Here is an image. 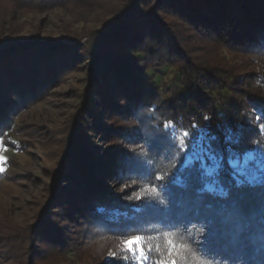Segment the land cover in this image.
I'll return each mask as SVG.
<instances>
[{"label": "trees", "instance_id": "obj_1", "mask_svg": "<svg viewBox=\"0 0 264 264\" xmlns=\"http://www.w3.org/2000/svg\"><path fill=\"white\" fill-rule=\"evenodd\" d=\"M99 1L101 0H0V23H4L6 18L14 20L26 12H43L59 6L95 7ZM112 1L118 2L117 7L122 5L116 12V20L89 33L87 43L81 46L80 54L86 57L91 66L90 79L95 82L93 86L96 93L101 89L97 74L101 81L109 77L113 81L116 79L118 83H122L125 78L131 79L139 61L131 60L128 56L130 52L144 54L141 65L156 63V55L168 46L169 37H176L167 15L176 17L186 26H202L231 49L264 54V0ZM177 47L180 49L181 45L177 44ZM46 49H50V52L60 49L73 51L72 47L63 41L44 40L40 37L13 41L10 35L6 48L0 51V62L12 54L28 57L27 54L31 53L30 55L36 58L32 62V70L43 67L46 61V70L54 73L59 69L58 63L48 62L47 57L43 62L37 59L42 55H52ZM34 51H39L42 55H34ZM22 56L19 58H23ZM186 60L183 64L180 63L179 67L183 91L187 97L185 101L180 102L176 98L161 103L156 93H148L143 97L139 91L137 102L133 104V114L143 108L148 113L150 130L158 137L159 142L165 141L176 156L172 157L173 159L167 157L165 167L157 171L158 165H164L161 159L166 153L163 151L165 145L161 142L157 147L154 146V152L157 154L148 155L152 157H149L148 161L154 159V166L143 164L139 167L133 157L131 164L120 171H126L134 177L141 173L145 177L154 178V182L147 180L153 187L143 195V200L139 203L129 202L127 196L118 197L110 193L106 185H103L101 190L97 188L100 179L98 175L95 176L94 169L99 163L90 149L89 136L81 130L77 133V127L74 126L63 163L74 156L71 165L76 162L78 175L74 174L73 178V175L69 177L70 173L66 174L65 183L72 184L71 187L79 192L60 186L54 190L51 201L58 197L57 202L63 203L65 196L62 191L70 192L72 196L75 194L76 199L68 198L67 202L60 206L63 214L61 221L71 220L72 211H79L82 219L86 218L89 223L92 221L95 225L103 226L106 230L102 231L106 234H139L145 238L154 236L160 243L163 241L164 232L176 233L179 240L180 234L187 233L193 225H202L204 236L200 249L206 258L219 260L221 264H264V168L260 166L261 153L264 150V116L261 128L259 125L247 128V112L241 104L243 102L240 103L249 100L251 104L264 110V82L259 76L240 79L236 74L221 73L212 66L187 58ZM67 66L65 63L64 67ZM27 67H23L24 71ZM7 75L14 83L23 87L24 82L16 77V72ZM3 83L1 79L0 87ZM26 84L29 85V90L34 89V85ZM223 93H234V103L224 106ZM25 98L26 92L22 89L17 100L21 104ZM10 104V109H14L15 103L5 97L0 98V127L6 123L5 108ZM219 104L225 114L220 112ZM118 112L120 113V110ZM121 113L124 114L123 111ZM206 116L209 119L206 120ZM169 124L170 126H167ZM200 129L204 130L203 140H200L198 134L189 137L188 150L183 151L178 144L180 132L187 130L190 133H198ZM85 141L87 144H84ZM144 141L149 142L151 139L147 136ZM194 144L195 152L201 154V162L186 167V158L193 154ZM249 152H254L256 156V159L249 163L255 181L251 185L247 181L238 185L237 180L242 178L238 177V169L233 167V162L243 164L244 157ZM181 155L184 163L178 168L177 160ZM121 158L125 159L124 155ZM204 162H207V168H215L213 174L208 175L202 170ZM160 174H165L164 178L157 180L156 177ZM79 175L81 177L77 178ZM83 178L95 182L87 186L82 184ZM101 179L106 177L101 176ZM91 192L95 194L93 200L90 198ZM161 197L167 201V207L160 205ZM79 205L82 208H79ZM51 218H46L43 227L38 229L40 231L37 237L50 236L53 245L60 246L58 243H63V246L67 247L68 226L64 227L60 224L61 221L55 224V220ZM42 223L40 220L38 225L33 227L34 231ZM190 242L194 244V241ZM188 259H192L190 253ZM117 264L130 262L120 260Z\"/></svg>", "mask_w": 264, "mask_h": 264}, {"label": "rangeland", "instance_id": "obj_2", "mask_svg": "<svg viewBox=\"0 0 264 264\" xmlns=\"http://www.w3.org/2000/svg\"><path fill=\"white\" fill-rule=\"evenodd\" d=\"M117 6L118 2L112 0H101L95 7L59 6L43 12H26L14 20L6 18L4 23H0V51L6 48L10 35L13 41L36 37L63 41L73 49L51 52L46 49L52 53L50 57L34 51V55H42L37 58L40 62L47 57L48 62L58 63L59 69L54 73L46 70V61L42 63L43 67L32 70V62L36 58L31 53L27 54L28 57L12 54L0 62V80L4 81L0 87V98L5 97L15 103L14 109H10L11 104L6 105V123L0 127V139L7 148L3 153L7 158L3 165L5 170L0 172V264H117L120 260L125 261L120 252L123 247L121 241L130 235L106 234L102 231L106 230L103 226L82 219L79 211H72L71 220L61 221L63 214L60 206L68 198L75 200V194L72 196L70 192L62 191L65 196L63 203L57 202L58 197L51 201L54 190L60 186L79 192L71 187L72 184L65 183L66 174L70 173L69 177L73 175V178L74 174L78 175L76 162L71 165L74 156L63 163L74 126L77 133L81 130L89 136L90 149L99 163L94 169L95 176L100 179L97 188L101 190L106 185L115 196H127L129 202L139 203L147 190L152 189L148 181L154 178L141 173L134 177L120 171L131 164L133 157L139 167L143 164L154 166V159L148 161L149 157L152 158L148 155L157 154L154 146L162 142L150 130L148 113L143 108L133 114V104L137 102L139 91L143 97L156 93L161 103L176 98L180 102L185 101L187 97L179 67L180 63L187 61L186 58L212 66L221 73L236 74L240 79L259 76L264 82V54L231 49L202 26H186L176 17L167 15L176 37H169L168 46L156 55V63L141 65L144 54L130 52L129 58L139 61L131 79L125 78L118 83L109 77L101 81L97 74L101 89L96 93L95 82L90 79L91 66L80 54L81 46L87 43L89 33L116 20V12L122 8V5ZM177 44L181 45L180 49H177ZM21 56L23 58H19ZM65 63L68 64L66 68ZM25 65L28 67L24 71ZM10 72H16V77L24 82L23 87L13 82L7 75ZM26 83L34 85V89L29 90ZM22 89L27 98L20 104L17 97ZM222 96L224 106L234 103L236 98L234 93H223ZM240 103L247 112V128L257 125L261 128L264 110L249 100ZM219 110L225 114L221 105ZM147 136L151 141H144ZM162 143L165 145L163 151H166L161 159L164 165H158L157 171L165 167L167 157L176 158L174 150L165 141ZM123 155L125 159L121 158ZM182 155L177 160L178 168L184 163ZM101 176L106 179H101ZM81 182L89 186L95 181L92 183L83 178ZM90 195L93 200L95 194L91 192ZM78 207L82 208L81 205ZM49 216L55 224L61 221L64 227L68 226L67 247L63 243L53 245L50 236L37 237L38 229L43 227ZM40 220L43 223L34 231L33 227ZM151 238L150 243H160L158 238ZM113 252L117 253L116 257L110 256ZM125 262L131 264V259Z\"/></svg>", "mask_w": 264, "mask_h": 264}, {"label": "snow or ice", "instance_id": "obj_3", "mask_svg": "<svg viewBox=\"0 0 264 264\" xmlns=\"http://www.w3.org/2000/svg\"><path fill=\"white\" fill-rule=\"evenodd\" d=\"M209 119V117H205ZM167 126H170L167 125ZM199 135L200 140H203L204 130H198V133H190L187 130L181 131L178 136V144L183 151H187V140L193 135ZM7 151L3 140L0 139V172L5 169L3 167L6 156L3 154ZM262 162L261 168H264V150H262ZM201 154L195 152V144L193 145V154L186 158V167H191L200 161ZM214 159V157H213ZM256 159L254 152H249L245 157L243 164H237L233 162V167L238 169L237 175L242 179L237 180V184H243L247 181L250 185L255 181V175L249 168V163ZM202 170L206 174L211 175L214 173L215 168H207V162L202 165ZM165 174H160L156 177L157 180H162ZM154 190H156L154 188ZM223 194V193H222ZM159 203L163 207H167V201L162 197ZM204 227L202 225H193L187 233H181L179 240L176 238L174 232H164L162 243L152 244L149 241L151 237L145 238L142 235H130L123 239V247L120 252L123 254L122 258L125 261L131 259V264H189L188 254H198L203 261L207 264H221V261L213 258H206L203 251L200 249V245L203 243ZM189 241V242H186ZM190 241H194V244ZM110 256L116 257L117 253H110Z\"/></svg>", "mask_w": 264, "mask_h": 264}, {"label": "clouds", "instance_id": "obj_4", "mask_svg": "<svg viewBox=\"0 0 264 264\" xmlns=\"http://www.w3.org/2000/svg\"><path fill=\"white\" fill-rule=\"evenodd\" d=\"M189 264H207L206 261H203L202 258L198 256V254H193L192 259L189 261Z\"/></svg>", "mask_w": 264, "mask_h": 264}]
</instances>
